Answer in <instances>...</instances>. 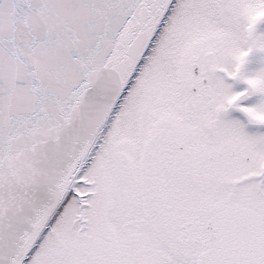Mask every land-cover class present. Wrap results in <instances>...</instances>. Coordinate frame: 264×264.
<instances>
[{
	"label": "snow or ice",
	"instance_id": "snow-or-ice-1",
	"mask_svg": "<svg viewBox=\"0 0 264 264\" xmlns=\"http://www.w3.org/2000/svg\"><path fill=\"white\" fill-rule=\"evenodd\" d=\"M0 264H264V0H0Z\"/></svg>",
	"mask_w": 264,
	"mask_h": 264
}]
</instances>
